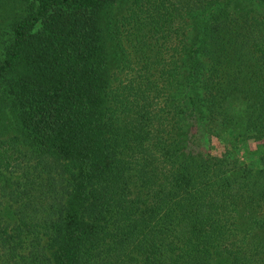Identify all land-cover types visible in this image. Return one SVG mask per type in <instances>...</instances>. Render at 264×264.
Listing matches in <instances>:
<instances>
[{
  "label": "trees",
  "instance_id": "16d2710c",
  "mask_svg": "<svg viewBox=\"0 0 264 264\" xmlns=\"http://www.w3.org/2000/svg\"><path fill=\"white\" fill-rule=\"evenodd\" d=\"M0 264H264V0H0Z\"/></svg>",
  "mask_w": 264,
  "mask_h": 264
}]
</instances>
